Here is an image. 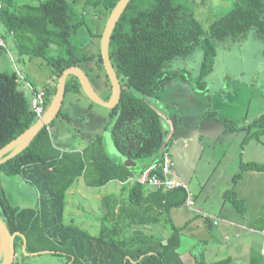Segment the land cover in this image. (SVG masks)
I'll return each instance as SVG.
<instances>
[{
  "label": "trees",
  "instance_id": "16d2710c",
  "mask_svg": "<svg viewBox=\"0 0 264 264\" xmlns=\"http://www.w3.org/2000/svg\"><path fill=\"white\" fill-rule=\"evenodd\" d=\"M19 1L0 0L2 36L5 40L12 38L21 58L39 57L47 61L52 75V81L43 88L48 108L63 71L72 66L85 71V63L92 60L90 56L78 54L79 43L73 41L79 30L89 32L90 28L84 14L74 7L81 0H36L37 4ZM118 2L83 0L88 9L105 16L111 14ZM196 5L195 0H131L112 33L109 53L123 88L117 107L109 109L110 115L117 116L111 128L112 137L121 155L133 161L149 162L139 166L140 172L163 163L165 154L170 152L171 142L167 139L164 121L153 102L182 77L171 62L189 56L201 45L204 51L198 79L201 85L211 70L218 42L241 40L254 29L264 41L261 15L264 0H235V7L207 30L196 19ZM2 48H7L6 44L0 51ZM96 57L97 70L105 74L106 83L101 84L110 88L104 98L108 100L111 84L100 50ZM21 79L16 71H0V150L38 120L31 110L30 95H26L22 85L24 82L25 87V82H29L34 88H40L22 76ZM68 94L85 95L73 75L66 80L65 97ZM63 108L64 102L55 121L42 129L22 153L0 166V217L11 234H20L15 238L16 254L17 251L21 255L51 252L65 257L64 264H185L179 252L182 228L174 227L167 237L148 232L152 226L165 221L171 209L186 204L188 192L183 187L165 191L133 183L126 200L106 196L103 199L106 212L97 235L65 222L66 194L77 180L82 178L86 186L101 188L111 181L126 182L134 169L107 153L102 133L90 136L89 143L81 150L68 152L56 147L58 119L72 120ZM211 116L225 124L228 132L238 128L216 112ZM254 125L263 128L264 115L248 127ZM108 129L109 123L104 127L105 131ZM246 170L264 171V163H241V171L233 176L234 186ZM160 172L154 170L156 175ZM2 174L22 177L34 186L38 193L37 205L13 206L4 191ZM224 196L239 212H245V202L234 189ZM209 264L233 263L224 259Z\"/></svg>",
  "mask_w": 264,
  "mask_h": 264
},
{
  "label": "rangeland",
  "instance_id": "374dc122",
  "mask_svg": "<svg viewBox=\"0 0 264 264\" xmlns=\"http://www.w3.org/2000/svg\"><path fill=\"white\" fill-rule=\"evenodd\" d=\"M26 1L37 4L36 0H20L18 3ZM195 2L196 19L205 30L235 7V0ZM74 7L78 13L84 14L86 24L90 28L89 32L87 29L79 30L80 34L73 37V41L79 43L78 54L92 57L91 61L85 63L84 69L93 80L104 84L105 74L97 70L96 56L101 46L99 35L103 34L109 16L93 12L90 7L88 9L83 0ZM261 15L264 19V9ZM3 29L0 20V39L4 40L7 46L0 51V71H16L20 79L22 76L25 81H30L43 90L44 85L52 81L51 68L47 61L39 57L21 58L14 48L12 38H3ZM255 31L250 30L238 41L217 43L211 70L204 77V84H198L204 60L201 45L189 56L171 62L170 65L174 69L181 71L182 77L172 82L160 99L153 102L164 121L167 139L171 142L169 156L175 170L184 178H194L190 184V194L195 206L186 205L171 209L168 218L160 225L152 226L148 232L167 237L174 227H178L182 228V235L195 236L199 242L191 251L199 264L217 260L216 255L211 256L213 252L210 247L213 244H221L218 234L220 227L213 222L219 217L223 204L234 206L230 200L225 201L224 194L231 189L237 193V186H241L240 195L237 196L243 198L242 188L251 187L249 184L252 183L250 179L245 182V177L252 178L264 174V171L246 170L234 186L233 176L241 171V163H264V126L248 127L250 122L264 115V41ZM102 84H96L100 87L97 93L105 98L109 92H105L106 95L102 92ZM22 89L29 96L24 82ZM63 111L69 114L72 120L66 122L64 119H58L59 137L54 139V144L59 149L68 152L81 150L89 143L90 136L102 133L107 153L116 161L132 166L135 174L138 173L139 166L149 163L147 160L133 161L116 150L111 128L117 116L110 115L109 109L91 104L83 94H68L64 100ZM213 112L234 122L239 129L228 132L225 124L211 116ZM207 114L210 116L207 117ZM108 123L109 129L105 131L104 127ZM1 182L13 206L25 208L37 205L36 188L22 177L2 174ZM256 184L262 185L261 178ZM130 188V184L123 188L116 181H111L101 188H91L80 178L66 194L65 222L97 235L102 216L106 212L103 205L105 196L126 200ZM247 233L244 231L242 234L244 238ZM22 251L24 252L23 248ZM183 251L186 252V247ZM16 261L19 264H64L66 259L51 252L33 255L24 252V255H21L20 251H17L14 263Z\"/></svg>",
  "mask_w": 264,
  "mask_h": 264
},
{
  "label": "crops",
  "instance_id": "0c3cea01",
  "mask_svg": "<svg viewBox=\"0 0 264 264\" xmlns=\"http://www.w3.org/2000/svg\"><path fill=\"white\" fill-rule=\"evenodd\" d=\"M179 177L189 188L191 187L193 177L187 179L180 174ZM248 177H245V182L250 179L252 181L249 184L251 187L245 186L244 189L242 188L243 198H241L246 203L245 212L241 213L233 205L225 203L221 207L219 217H216L213 222L214 225L220 227L218 234L221 244H213L210 247V251L213 252L211 256L216 255L215 259H217L211 263L230 259L233 264H264V216L260 217L264 208V174L252 178ZM260 178L262 185L256 184V181ZM119 184L124 185L121 182ZM239 187L237 186V194L240 195ZM193 205L195 206V203ZM183 206H186V204ZM244 231L248 232L245 238L242 235ZM180 236L181 246L179 252L184 263L196 264V258L192 251L193 246L199 241L195 236L182 234ZM185 247L186 252L184 253L183 249ZM216 250L217 253L214 254Z\"/></svg>",
  "mask_w": 264,
  "mask_h": 264
},
{
  "label": "water",
  "instance_id": "95a60500",
  "mask_svg": "<svg viewBox=\"0 0 264 264\" xmlns=\"http://www.w3.org/2000/svg\"><path fill=\"white\" fill-rule=\"evenodd\" d=\"M130 1L131 0H119L108 17L104 32L101 37V57L105 72L109 78L112 88L110 98L108 100H105L99 96V94L93 88L87 73L81 67L72 66L64 70L62 75L58 79L56 93L53 96L45 114L41 118H39L36 123H34L26 131H24L20 136H18L15 140L11 141L0 150V166L8 160L22 153L42 129L49 126L55 121L64 102L66 80L70 75L75 76L79 80L84 94L93 103L103 106L107 109H114L117 107L121 99L123 88L111 62L109 47L112 33ZM126 166L132 167L130 165ZM17 235L20 234L10 233L6 224L0 217V264H14L16 256L15 238ZM24 243L25 244L23 250H25L26 240H24Z\"/></svg>",
  "mask_w": 264,
  "mask_h": 264
},
{
  "label": "built area",
  "instance_id": "2783aa9c",
  "mask_svg": "<svg viewBox=\"0 0 264 264\" xmlns=\"http://www.w3.org/2000/svg\"><path fill=\"white\" fill-rule=\"evenodd\" d=\"M3 46H5V44L3 40L0 39V47ZM25 87L29 91L31 110L39 119L46 112V92L44 89L42 90L34 88L29 82H25ZM154 170H160V175L154 174ZM133 183H139L152 189L160 188L165 191H171L183 187L188 192L186 205L192 207L194 204L191 198L190 188L179 177L177 171L175 170L174 164L170 159L169 153L165 154L163 163L157 165L155 164L144 171H139L137 174L133 172L126 182H121V184Z\"/></svg>",
  "mask_w": 264,
  "mask_h": 264
},
{
  "label": "flooded vegetation",
  "instance_id": "af4514ba",
  "mask_svg": "<svg viewBox=\"0 0 264 264\" xmlns=\"http://www.w3.org/2000/svg\"><path fill=\"white\" fill-rule=\"evenodd\" d=\"M88 77H89V79H90V81H91V83H92V86H93V88L96 90V92H97V90L98 89H100V87H98L99 86V84H101L100 82H98V81H96V80H93L92 79V77L91 76H89L88 75ZM96 84L98 85V86H96ZM102 87V89H103V93L106 95V93L105 92H109V90L108 89H110L109 87H107V86H104V85H101ZM96 87H97V89H96ZM112 89V88H111ZM111 94V93H110ZM100 96V95H99ZM101 97V96H100ZM104 99V98H103Z\"/></svg>",
  "mask_w": 264,
  "mask_h": 264
}]
</instances>
